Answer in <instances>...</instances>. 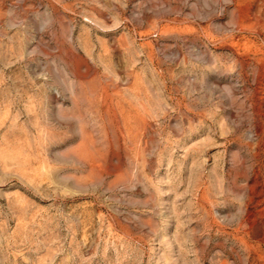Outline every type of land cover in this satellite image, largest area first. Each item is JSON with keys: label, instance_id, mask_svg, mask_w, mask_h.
I'll use <instances>...</instances> for the list:
<instances>
[{"label": "rangeland", "instance_id": "rangeland-1", "mask_svg": "<svg viewBox=\"0 0 264 264\" xmlns=\"http://www.w3.org/2000/svg\"><path fill=\"white\" fill-rule=\"evenodd\" d=\"M0 264H264V0H0Z\"/></svg>", "mask_w": 264, "mask_h": 264}]
</instances>
